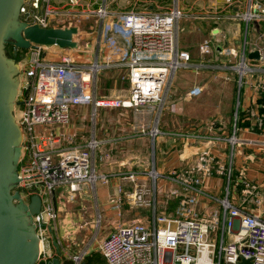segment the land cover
Wrapping results in <instances>:
<instances>
[{
    "label": "built area",
    "instance_id": "2783aa9c",
    "mask_svg": "<svg viewBox=\"0 0 264 264\" xmlns=\"http://www.w3.org/2000/svg\"><path fill=\"white\" fill-rule=\"evenodd\" d=\"M114 0H102L96 15L101 21L112 16L109 5ZM225 14L220 18L242 19L246 23L264 18V3L248 0L247 10L243 13L232 10L239 0H221ZM79 0H24L19 9L21 21L41 27H69L75 25ZM179 0H173L170 8L151 11L130 9L114 15L109 25L112 33L120 36L127 47V59L123 64L128 71L130 92L127 97H98L95 83L100 69L96 62H76L71 56L62 55L58 61L45 58L44 48L37 46L27 49L25 64H19V81L15 107L19 116L15 120L21 132V156L18 163L20 178L15 190L23 202L28 203L30 196L37 194L41 199V209L32 216L36 232L42 244L36 264H47L54 256L48 252L50 222L57 217V206L53 195L58 188L67 187V193H77L83 187L94 188L98 176L95 172L97 141L94 138L85 144L74 143L75 136L66 132L69 125V112L73 103H91L92 115L98 108H139L156 106L159 113L169 97L171 79L181 68H201L207 63L202 57L215 50L212 41L203 39L198 44L200 62H192L190 54L178 47V20L183 16ZM73 49V48H71ZM246 50L236 58L233 50L225 64H211L214 70L238 73V84L246 74L256 73L257 67L248 62ZM264 58H262L263 60ZM264 74V71H262ZM73 78L77 92L68 94L67 82ZM157 129L151 134H156ZM141 133L146 131L142 129ZM216 139H221L219 136ZM232 147L236 137L229 138ZM213 156L208 150L196 158L195 168L202 177L209 175ZM219 173L231 174L228 168L220 165ZM139 172L128 171L120 177L134 182ZM154 181V171L148 172ZM177 184L171 194L181 196L179 215L165 211H154L146 224L141 221L118 224L107 233L98 244V251L105 264H240L242 259L248 264H264V218L258 214L247 213L233 205L226 195L219 200L222 215L211 218L195 215L193 204L194 191L199 180H187L183 173L171 170L169 174ZM153 187V186H152ZM153 188L145 184H135L126 199L135 206H152ZM153 201V200H152ZM116 207L121 205L117 198ZM220 216V218H219ZM94 229L100 227V213L97 214ZM220 228L218 239L210 240L211 230ZM228 235L230 239H225ZM97 237L92 240L93 244ZM97 242V241H96ZM83 246L77 252L61 251V259H70L71 264L85 263L90 247ZM86 264V263H85Z\"/></svg>",
    "mask_w": 264,
    "mask_h": 264
},
{
    "label": "crops",
    "instance_id": "0c3cea01",
    "mask_svg": "<svg viewBox=\"0 0 264 264\" xmlns=\"http://www.w3.org/2000/svg\"><path fill=\"white\" fill-rule=\"evenodd\" d=\"M255 1L264 3V0H252L253 3ZM101 4L96 0H79L78 6L83 8L81 12L77 10L79 17H82V11L86 9L97 17L95 12ZM158 4V0H114L109 5L112 16L108 19L101 21L97 18L94 21L95 24H88V28L75 24L78 28L77 34L73 37L77 43L76 48L48 46L44 48V56L51 61H58L60 56L68 55L76 62H96L100 65L98 74L105 70L122 71L127 80L126 94L114 95L112 93L109 96L99 94L97 78L95 94L98 97H127L130 92L128 71L126 67L120 65L127 59L126 42L112 33L109 25L114 15L130 9L151 11L166 9ZM247 7L248 0H239L238 4L232 6L230 13L234 11L243 13ZM224 10L225 7L221 0H191L189 9L183 8V16H186L192 23L187 32L198 31L201 34L195 48L180 47L179 20L181 18L178 20V47L190 54L192 62L201 61L198 44L203 39H210L215 48L212 54L202 57L207 63L206 67L182 68L189 70L192 74L187 83L183 79L176 82L175 78L179 70H176L171 79L169 97L174 92L180 93L172 103L173 105L179 103L180 100L190 101L194 96H197L196 101L202 105V110L199 112L181 116L176 114L172 117L171 120L175 119L176 122L181 117L185 118L186 122L180 127L185 128V131H180L178 128L171 130L170 126L168 129L155 127L156 134L152 135L154 127L149 128L147 124L152 119V111L157 110L156 106L121 108L125 113L131 109L151 113L149 117L145 115L144 118H123L122 121L117 122V120L112 121L107 118L108 110L111 108L103 110L98 118L100 108L92 115L91 103L71 105L70 110L77 108L78 112L75 113L84 114V118L75 120L71 118L69 112V125L66 127V132L75 136L74 143L83 145L91 138L98 143L95 161V172L98 178L94 189L96 191L95 213H100V225L104 218L111 220L113 228L118 224L132 221L147 224L155 210L175 214L181 208L180 201L183 195L188 192L181 196L171 194L172 189L179 185L169 176L173 169L183 173L187 180L195 179L200 182L195 187L199 191L193 193L195 195L193 204L195 215L206 218H211L218 213L222 215L219 200L226 195L225 188L228 187V199L233 205L247 213L258 214L264 218V74L262 73L264 71L262 60L264 58V18L251 20L248 23L242 19L220 18L219 15L225 14ZM80 18H75V23ZM249 32L253 36L251 39H249ZM243 49L246 50V56L249 51L259 50L261 58L254 60L247 56L248 62L250 64L254 62L253 66L258 69L256 73L246 74L241 85L238 84L236 71L224 72L208 67L211 64H225L230 50H233L237 58ZM228 73H231L232 79H228ZM211 75L213 80L209 78ZM215 78L221 81L220 84H214ZM65 90L68 94L76 93V84L71 80L68 81ZM211 118L215 119L211 122ZM117 129L123 130L121 135L116 136ZM142 129L146 131L144 134L140 132ZM218 136L221 139H216ZM231 136L236 137V144L232 147L233 157L230 163L229 138ZM150 148L152 149V163L147 168L148 164L143 154L146 153V149ZM205 150L213 156V163L209 175L202 177L200 170L195 168V163L197 156ZM103 151L105 152L101 153ZM115 152H119L117 154H121L120 157H116L118 155H115ZM157 153L161 158L159 162L156 157ZM114 156L115 159H113ZM106 157L112 160L104 166L102 161H107ZM229 164L231 166L229 177L225 173H219L220 165L225 166L226 169ZM128 171L139 172L134 182L121 179L120 176ZM150 171L156 174L154 181L148 175ZM98 181H100L99 186H97ZM137 183L153 188L155 193L151 197L152 206H135L125 198L124 192L131 191ZM88 188L85 187L84 192ZM119 197L121 205L115 208V201ZM93 244L89 247L90 253L84 259L86 264H99L95 254L91 252ZM59 248L63 253L65 249L77 252L82 247L77 249L59 246ZM52 255H55V248ZM103 262L105 264L104 259Z\"/></svg>",
    "mask_w": 264,
    "mask_h": 264
},
{
    "label": "water",
    "instance_id": "95a60500",
    "mask_svg": "<svg viewBox=\"0 0 264 264\" xmlns=\"http://www.w3.org/2000/svg\"><path fill=\"white\" fill-rule=\"evenodd\" d=\"M24 0H0V264H36L39 237L32 216L41 209L37 194L25 203L17 190L18 163L21 156V132L15 120L19 86V65L15 62L20 50L37 46L76 48V26L41 27L20 20L19 9ZM11 48V56L6 51ZM249 59L259 60V50L249 51ZM264 61V59H263ZM53 201L56 203L55 195ZM51 230V228L49 229ZM55 255L47 264H71L61 259L54 242ZM242 259L240 264H248ZM82 264H85L82 262Z\"/></svg>",
    "mask_w": 264,
    "mask_h": 264
},
{
    "label": "rangeland",
    "instance_id": "374dc122",
    "mask_svg": "<svg viewBox=\"0 0 264 264\" xmlns=\"http://www.w3.org/2000/svg\"><path fill=\"white\" fill-rule=\"evenodd\" d=\"M102 3V0H96ZM159 4L162 7L170 8L173 6V0H158ZM191 0H179V6L183 11V8L186 10L189 9ZM83 8L80 6L74 7L70 9L72 12L79 10L81 12ZM92 9V8H90ZM85 10V9H84ZM80 14H76L75 18H80ZM98 17L95 16L94 13H91L87 9L83 12L82 11V17L80 18L76 25L80 27H86L88 28V24H95L94 21L97 20ZM192 23L190 20L183 16L179 20V43L180 47L183 48H195L196 44L198 43L201 34L199 32H192L188 33V29ZM77 27V26H76ZM76 35V34H75ZM74 35V36H75ZM253 36L251 32H249V39H251ZM82 43V42H81ZM185 45H189L188 47ZM69 49V48H68ZM67 50V49H66ZM27 51L28 50H20L17 57H15V62L19 65L22 64V67L25 64V60L27 58ZM6 53L11 56V48L8 47ZM252 65H255L254 62L251 63ZM179 71L176 73V82H179V79H183L185 83L189 81V77L192 76V74L187 69H178ZM208 76H210L208 73H206ZM191 75V76H190ZM179 76H185L183 78H180ZM211 77H209L211 80ZM19 81L22 80V76L19 73L18 74ZM233 78L231 73H228V79ZM98 92L101 95L109 96L112 93L114 95H123L127 93V80L125 78L124 73L121 71L116 72L115 70H105L98 74ZM73 81V78L70 76L69 81ZM221 81L219 79L215 78L214 84L217 83L220 84ZM18 94V93H17ZM180 93H172L171 97L168 98L165 107L163 108V111L161 114L158 110L152 111V119L149 120V123L147 126L150 128L151 126L157 127L158 129H168L169 126L172 128L171 130H177L180 129V131H185V128H180L181 125H183L184 122H186L184 117L179 118V121L176 122V120H171L172 117H174L176 114H179V116L183 114H190L191 112H199L202 110V105L196 101L197 96H194V98L190 101L180 100L177 104H172L176 97H179ZM238 97V90L236 93V100ZM17 99V98H16ZM170 108V110H169ZM109 108H100L98 110V118L101 115V112L103 110H108ZM14 110L16 111V116L18 117V110L15 107ZM188 111V112H187ZM78 112L77 108L73 110V108L70 110V116L71 118H75V120L84 118V114L82 113H75ZM123 109H111L108 110L107 118H110L112 121H122L123 118H144L145 115L149 117V114L147 111L142 110H134L131 109L128 112H124ZM155 115V117H154ZM160 116V117H159ZM181 119V120H180ZM215 118H211L212 120ZM196 121V120H195ZM199 121V120H198ZM180 122V123H179ZM186 127V126H184ZM116 136L121 135L123 130L117 129ZM152 149H146V153L143 154L144 159L147 162V168L150 167L152 163ZM105 151L101 152L104 153ZM119 153V152H117ZM116 152L115 155H118L116 157H120ZM143 156L141 158H143ZM114 156L113 159L116 158ZM157 160L158 162L161 160L159 154L157 153ZM108 160L102 161V164L104 166L112 160V158L109 160L108 157H106ZM99 164V163H98ZM96 164V166H98ZM99 170V169H98ZM100 181L97 182V186H99ZM82 190V191H81ZM77 193H67V187H61L58 188V192L56 193V206H57V217L56 219L52 220L50 222L51 230H48L47 235L49 236V246H48V252L52 253L54 250V242L57 243L58 246H65L67 248H81L83 246H89L91 245L92 240L97 237V242L95 241L92 248L93 254H95L96 259L98 260L99 264H104L102 257L100 256L98 252V244L100 240L109 233L112 229H114L111 223V220L104 218L102 221L98 232L94 229V222L97 221V214L95 213V206H96V194L94 188H88V190H85V187L82 188ZM94 208V209H93ZM178 210L175 214L166 212L170 215H179ZM220 236V228L217 227L213 230H211L210 234V240L212 241L214 239H218ZM225 239H229L228 235L225 236Z\"/></svg>",
    "mask_w": 264,
    "mask_h": 264
},
{
    "label": "bare ground",
    "instance_id": "6f19581e",
    "mask_svg": "<svg viewBox=\"0 0 264 264\" xmlns=\"http://www.w3.org/2000/svg\"><path fill=\"white\" fill-rule=\"evenodd\" d=\"M153 131H154V129H153ZM41 246H42V244H41V242H40V240H39L38 245H37L38 250L41 249Z\"/></svg>",
    "mask_w": 264,
    "mask_h": 264
},
{
    "label": "trees",
    "instance_id": "16d2710c",
    "mask_svg": "<svg viewBox=\"0 0 264 264\" xmlns=\"http://www.w3.org/2000/svg\"><path fill=\"white\" fill-rule=\"evenodd\" d=\"M18 54H19V52H18Z\"/></svg>",
    "mask_w": 264,
    "mask_h": 264
}]
</instances>
